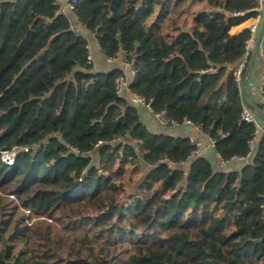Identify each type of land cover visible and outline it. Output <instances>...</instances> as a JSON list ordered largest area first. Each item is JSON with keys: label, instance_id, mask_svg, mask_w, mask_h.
<instances>
[{"label": "trees", "instance_id": "16d2710c", "mask_svg": "<svg viewBox=\"0 0 264 264\" xmlns=\"http://www.w3.org/2000/svg\"><path fill=\"white\" fill-rule=\"evenodd\" d=\"M253 7L77 0L73 12L106 58L127 51L134 94L200 125L231 161L255 131L235 76L251 34H231ZM88 54L56 0L0 2V152L41 144L0 159V264H264V133L240 169L216 171L189 138L150 132L116 94L120 70L95 71Z\"/></svg>", "mask_w": 264, "mask_h": 264}, {"label": "crops", "instance_id": "0c3cea01", "mask_svg": "<svg viewBox=\"0 0 264 264\" xmlns=\"http://www.w3.org/2000/svg\"><path fill=\"white\" fill-rule=\"evenodd\" d=\"M1 1H13V0H0ZM60 6L61 12L66 15L69 19L71 28L77 34L85 37L88 41L89 52L93 57V66L95 71L100 72H111L113 70H121L123 67L122 65L117 63H110L108 58L104 56L101 52L98 40L96 36L91 33L78 19L77 15L69 9L67 0H56ZM252 21L250 19L246 20L239 26H235L231 29V34L236 35L241 33L242 31L248 29ZM253 50L251 52L252 56ZM250 56V58H251ZM250 58L247 64V67L250 62ZM247 67L244 71L246 73ZM264 84V36L259 48V52L255 58L253 63V67L249 73L247 82H246V92L249 101L258 107V104H262L263 98L260 94V87ZM134 93L131 91L130 87L129 90L126 92L125 99L129 104L136 107L139 111V115L141 121L147 126L150 132L155 134H164L169 135L172 137H181V138H189L192 142L198 141L203 144L205 150L202 156L209 158L214 165L216 171H235L241 168L243 165L242 161L239 160H231L229 162H223L221 160L220 155L216 152L215 149L206 148L208 144V135L205 134L201 129L183 124L179 127H164L162 126L154 115L149 112L144 106L139 105L136 103L133 97ZM259 108V107H258ZM264 127V124H263ZM191 162H186L179 165V168L184 171L190 170Z\"/></svg>", "mask_w": 264, "mask_h": 264}, {"label": "built area", "instance_id": "2783aa9c", "mask_svg": "<svg viewBox=\"0 0 264 264\" xmlns=\"http://www.w3.org/2000/svg\"><path fill=\"white\" fill-rule=\"evenodd\" d=\"M67 3H68L69 9L73 11L75 9L77 0H67ZM248 12L251 13V17L249 19L252 21V24L249 27L251 37L247 44L245 56L235 71V76L240 82H242L244 71L247 67L249 58L251 56V52L255 45L258 31L260 29V25L262 23V19L264 17V0H254V7L250 9ZM246 15H247V12L235 13V16L244 17ZM88 49H89V46H88ZM87 61L89 64L93 63V57L90 52L87 56ZM108 61L110 63L119 62L123 67L120 70V74L115 80V91L119 97L124 98L126 95V92L129 90L131 83L136 79L138 70L134 66V64L127 58L126 50H121L117 56L108 58ZM260 94L264 100V84L260 87ZM133 97L137 104L144 106L149 112H151L154 115L157 121L164 127H179L183 124H187V125H191V126L201 129L200 125H196L188 119H185L183 122H178V121L171 119L165 112L155 113L151 107V104L147 102V100L144 97L137 95V94H134ZM242 118L244 121L248 123H252L255 128V131L252 137L250 138V140L248 141L249 148H250L248 155L246 157H234L232 160H239V161L245 162V161H248L252 157L253 153L255 152L257 140L260 137V135L264 133V127H263L264 123L246 105H244V111L242 114ZM225 136L226 135H224V137ZM193 143L195 145V150L192 153L191 159L202 156L205 150V147L203 146L202 143L198 141H194ZM40 148H41V144H37L32 147L15 145L10 149L2 150L0 152V159L5 165L12 166L15 164L16 159L20 153L37 152ZM206 148L215 149L216 140L208 136V144ZM73 151L76 153L79 152L76 149H73ZM221 160L223 162H229V161H224L222 158ZM171 166L172 165H170V167ZM262 208L264 209V200H263Z\"/></svg>", "mask_w": 264, "mask_h": 264}, {"label": "water", "instance_id": "95a60500", "mask_svg": "<svg viewBox=\"0 0 264 264\" xmlns=\"http://www.w3.org/2000/svg\"><path fill=\"white\" fill-rule=\"evenodd\" d=\"M263 36H264V17L262 19V23L260 25V29H259L257 37H256V41H255V45L253 48L252 56L250 58L249 65L247 67L246 73L244 74L242 82H241V93H242L243 103L264 123V112L260 108H258L257 106L253 105L249 101V99L247 97V92H246V82H247L249 73L253 67V63L255 61V58L259 52V48H260ZM262 103L264 104V100L262 101ZM257 242H259V241H257Z\"/></svg>", "mask_w": 264, "mask_h": 264}, {"label": "rangeland", "instance_id": "374dc122", "mask_svg": "<svg viewBox=\"0 0 264 264\" xmlns=\"http://www.w3.org/2000/svg\"><path fill=\"white\" fill-rule=\"evenodd\" d=\"M146 171H148V168H145V170L141 171L139 174H135V176H134L135 181H134V183H132L131 186H134L135 183L139 182L140 179L143 177L144 173H146ZM130 189H131V187H130Z\"/></svg>", "mask_w": 264, "mask_h": 264}]
</instances>
